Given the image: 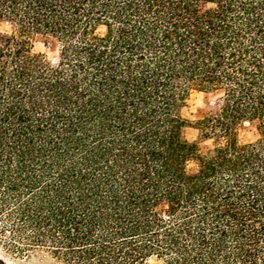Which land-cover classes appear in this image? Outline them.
<instances>
[{"label": "trees", "instance_id": "1", "mask_svg": "<svg viewBox=\"0 0 264 264\" xmlns=\"http://www.w3.org/2000/svg\"><path fill=\"white\" fill-rule=\"evenodd\" d=\"M0 24L8 249L264 264V0H0ZM193 92L215 96L195 120ZM245 120L259 137L240 142Z\"/></svg>", "mask_w": 264, "mask_h": 264}, {"label": "rangeland", "instance_id": "2", "mask_svg": "<svg viewBox=\"0 0 264 264\" xmlns=\"http://www.w3.org/2000/svg\"><path fill=\"white\" fill-rule=\"evenodd\" d=\"M0 28L8 29L6 25H1ZM33 49L37 52L44 53L51 62L56 61L58 46L48 37L35 36L33 39ZM215 96L208 92H193L187 100V105L183 108V114L191 120L200 118L208 110L214 106ZM259 121L245 120L238 129V139L240 142H248L255 140L259 137V130L257 128ZM185 135L189 139H195L197 137V131L191 127L185 129ZM210 145V141L201 142V146L206 147ZM8 235V232L6 233ZM0 235V264H56L55 260L43 252L30 253L27 257L18 256L15 251H11L7 248V243L3 241L8 238ZM145 264H161L154 258L148 259Z\"/></svg>", "mask_w": 264, "mask_h": 264}]
</instances>
